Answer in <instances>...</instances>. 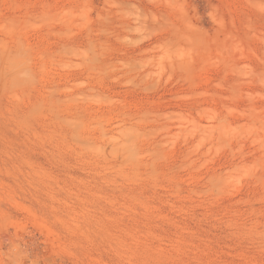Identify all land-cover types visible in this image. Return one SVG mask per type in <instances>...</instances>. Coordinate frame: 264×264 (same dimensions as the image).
<instances>
[{"label":"rangeland","instance_id":"rangeland-1","mask_svg":"<svg viewBox=\"0 0 264 264\" xmlns=\"http://www.w3.org/2000/svg\"><path fill=\"white\" fill-rule=\"evenodd\" d=\"M0 264H264V0H0Z\"/></svg>","mask_w":264,"mask_h":264}]
</instances>
